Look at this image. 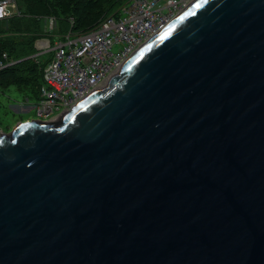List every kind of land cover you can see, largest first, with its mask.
Instances as JSON below:
<instances>
[{
    "label": "water",
    "instance_id": "95a60500",
    "mask_svg": "<svg viewBox=\"0 0 264 264\" xmlns=\"http://www.w3.org/2000/svg\"><path fill=\"white\" fill-rule=\"evenodd\" d=\"M0 264H264V0H193L0 132Z\"/></svg>",
    "mask_w": 264,
    "mask_h": 264
},
{
    "label": "built area",
    "instance_id": "2783aa9c",
    "mask_svg": "<svg viewBox=\"0 0 264 264\" xmlns=\"http://www.w3.org/2000/svg\"><path fill=\"white\" fill-rule=\"evenodd\" d=\"M191 1L124 0L118 12L104 18L97 28L79 34L66 33L52 46L48 38L36 40L39 53L52 51L42 71L44 82L39 98L34 103L37 120L48 121L70 109ZM15 13V0H0V19ZM54 25V18L49 17L48 29ZM2 57L7 59L5 53ZM11 62H0V67Z\"/></svg>",
    "mask_w": 264,
    "mask_h": 264
},
{
    "label": "trees",
    "instance_id": "16d2710c",
    "mask_svg": "<svg viewBox=\"0 0 264 264\" xmlns=\"http://www.w3.org/2000/svg\"><path fill=\"white\" fill-rule=\"evenodd\" d=\"M18 13L0 19V62L12 61L0 67V90L15 85L38 99L43 85L42 71L52 57V51L39 53L38 39L47 37L51 46L68 31L84 33L104 18L116 14L124 0H15ZM53 17L49 30L47 20ZM72 19V20H71ZM46 22L39 30L40 21ZM5 53L7 59L2 55Z\"/></svg>",
    "mask_w": 264,
    "mask_h": 264
},
{
    "label": "rangeland",
    "instance_id": "374dc122",
    "mask_svg": "<svg viewBox=\"0 0 264 264\" xmlns=\"http://www.w3.org/2000/svg\"><path fill=\"white\" fill-rule=\"evenodd\" d=\"M40 27L43 30L46 27L44 20L40 21L39 30ZM47 27H49V18ZM36 100L29 91L19 90L15 85H10L4 90H0V132L10 131L20 121L37 119L34 109ZM57 118L58 116L49 120H56Z\"/></svg>",
    "mask_w": 264,
    "mask_h": 264
},
{
    "label": "bare ground",
    "instance_id": "6f19581e",
    "mask_svg": "<svg viewBox=\"0 0 264 264\" xmlns=\"http://www.w3.org/2000/svg\"><path fill=\"white\" fill-rule=\"evenodd\" d=\"M101 22H102V20H101L96 26L92 27L91 29H94V28H97L98 26H100ZM91 29H89V30H91ZM67 33H72V32L68 31ZM45 42H46V41H45ZM11 63H12V62H11Z\"/></svg>",
    "mask_w": 264,
    "mask_h": 264
}]
</instances>
